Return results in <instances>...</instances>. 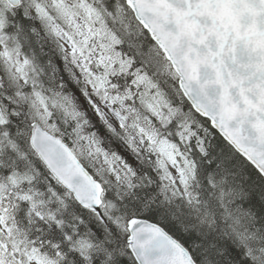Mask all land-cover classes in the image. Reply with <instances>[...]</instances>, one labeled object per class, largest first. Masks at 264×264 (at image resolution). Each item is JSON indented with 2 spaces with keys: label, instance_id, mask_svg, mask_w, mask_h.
Masks as SVG:
<instances>
[{
  "label": "snow or ice",
  "instance_id": "1",
  "mask_svg": "<svg viewBox=\"0 0 264 264\" xmlns=\"http://www.w3.org/2000/svg\"><path fill=\"white\" fill-rule=\"evenodd\" d=\"M0 264H264V0H0Z\"/></svg>",
  "mask_w": 264,
  "mask_h": 264
}]
</instances>
